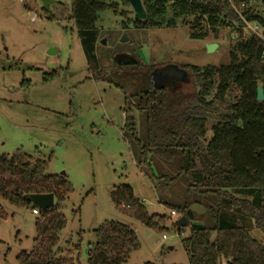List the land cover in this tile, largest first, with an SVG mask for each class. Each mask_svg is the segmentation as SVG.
<instances>
[{
    "label": "rangeland",
    "instance_id": "obj_1",
    "mask_svg": "<svg viewBox=\"0 0 264 264\" xmlns=\"http://www.w3.org/2000/svg\"><path fill=\"white\" fill-rule=\"evenodd\" d=\"M52 1L46 10L38 0H0V158L20 154L48 161L45 176L64 177L70 183L72 193L60 204L54 201L58 207L50 212L53 218L61 214L66 220L53 249L60 252L58 258L88 264L85 250L94 241L93 231L116 222L129 226L139 244L123 264H188L181 241L189 237L190 226L178 228L176 221L182 215L171 216L169 209L158 204L154 169L147 166L156 162L138 167L125 134V97L136 81L116 74L122 68L116 59L131 54L142 71L167 65L218 68L229 62L230 46L239 38L237 26L220 28L217 37L208 30L206 37L195 38L191 23L183 26L177 19L175 26H167L174 18L168 9L159 20L162 27L138 30L131 24L130 5L111 0L117 12L101 13L96 23V56L102 69L94 73L88 69L70 18L71 0ZM250 5L264 15L261 0H251ZM122 21L127 29L122 28ZM124 35L128 41L121 43ZM249 35L243 31L241 36ZM102 40L105 45H100ZM209 44L218 47L208 53ZM105 72L107 77L102 79ZM132 115L140 133L139 114ZM212 124H207V140ZM10 183L8 175L1 177L0 190L5 192ZM125 186L147 217L158 218L163 232L142 224L133 209L115 208L113 193ZM240 198L252 200L244 195ZM0 205L8 215L0 221V264H21L28 253H40L48 235L36 240L39 214H32V204L16 207L0 198ZM233 220L247 225L243 216ZM250 233L264 244L258 230L251 228Z\"/></svg>",
    "mask_w": 264,
    "mask_h": 264
},
{
    "label": "trees",
    "instance_id": "obj_2",
    "mask_svg": "<svg viewBox=\"0 0 264 264\" xmlns=\"http://www.w3.org/2000/svg\"><path fill=\"white\" fill-rule=\"evenodd\" d=\"M109 1L71 0L70 4V18L88 69L94 73L102 69L96 56L99 38L96 23L101 13L117 12V6ZM119 1L129 5L127 0ZM141 2L145 19L131 21L138 30L162 27L159 20L164 19L168 9L174 18L167 26H175L177 19H181L183 26L191 23L196 30L195 38L206 37L208 30L217 37L220 28L237 26L239 38L230 46L228 64L218 68L177 66L187 75V81L182 82L184 89L154 87L151 73L157 67L139 70L140 63L135 57L134 67L127 68V72L124 67L118 68L115 73L136 81L129 95L124 87L119 88L126 95L125 134L138 167L156 162L147 166L150 171L154 169L153 181L160 192L158 204L188 221L189 237L181 241L188 264H264V244L250 233L252 228L264 236V100H256L258 87L264 95V15L254 10L251 0H235L238 13L223 0ZM261 2L264 6V0ZM121 23L123 29L128 28L125 21ZM245 23L256 24L261 37L243 38ZM105 77L106 72L102 79ZM234 91L239 96L234 97ZM132 113L139 114L140 133ZM209 121H213L212 136L207 140ZM48 165V161L29 155H3L0 178L8 175L12 183L5 192L0 190V198L10 205L25 207L30 205L23 199L25 194L52 193L54 201L62 203L72 193V187L64 177L45 176ZM241 195L252 200L240 198ZM112 198L115 208L133 209L142 224L163 232L158 227V218L147 217L142 211L130 187L114 192ZM192 206L205 209L206 214L197 218L190 212ZM32 210L39 213L35 221L36 240L46 235L48 238L43 239L40 253H28L20 263L73 264L69 259L58 258L60 252H53L57 234L66 224L64 216L59 213L53 218L51 208L41 211L32 205ZM237 215L243 216L247 225L236 224L233 219ZM7 218L0 205V221ZM93 233L94 241L85 250L88 264H123L139 248L136 234L124 224L105 223ZM79 244L78 247L81 241Z\"/></svg>",
    "mask_w": 264,
    "mask_h": 264
},
{
    "label": "water",
    "instance_id": "obj_3",
    "mask_svg": "<svg viewBox=\"0 0 264 264\" xmlns=\"http://www.w3.org/2000/svg\"><path fill=\"white\" fill-rule=\"evenodd\" d=\"M42 4L44 9H48V6L53 4L52 0H38ZM128 4L130 5L134 15V20H144L146 17L144 8L142 6L141 0H127ZM128 40L124 35L120 42L126 43ZM101 45H105V41H100ZM218 46L216 44H209L206 47L208 53L214 52ZM121 58L116 59V63L120 66L122 65ZM133 60V58L131 59ZM135 61L133 60L131 64H134ZM152 81L154 83V87H159V83H156L157 80H162L160 83H166L165 81L167 78L173 79L171 82H185L187 81V75L184 71L179 69L176 65H168L161 68H156L151 73ZM165 79V80H164ZM256 100L258 102H262L264 100L263 91L260 87L256 89ZM23 199L26 200L28 203L35 205L41 211H46L53 207L54 205V196L52 193H29L23 196ZM190 212L194 213L196 217H201L206 214V210L197 206H192L190 208ZM176 226L178 228H183L188 226V221L186 217L182 216L176 221Z\"/></svg>",
    "mask_w": 264,
    "mask_h": 264
},
{
    "label": "flooded vegetation",
    "instance_id": "obj_4",
    "mask_svg": "<svg viewBox=\"0 0 264 264\" xmlns=\"http://www.w3.org/2000/svg\"><path fill=\"white\" fill-rule=\"evenodd\" d=\"M123 58H122V60L120 59V61H121V63H122V65H120V67L122 66V67H124V68H130V67H134L135 65V63L134 64H131V62L133 61V60H131L132 58H133V55H131V54H125V55H123L122 56ZM168 66V65H167ZM165 80V79H164ZM173 79H166L165 81H167L166 83H160L162 80H157V82L156 83H159L158 85L159 86H169V87H171V89H184V87H183V85H182V82H176L175 81V83H172L171 81H172ZM151 83H152V85L154 86V83H153V81H152V77H151Z\"/></svg>",
    "mask_w": 264,
    "mask_h": 264
},
{
    "label": "built area",
    "instance_id": "obj_5",
    "mask_svg": "<svg viewBox=\"0 0 264 264\" xmlns=\"http://www.w3.org/2000/svg\"><path fill=\"white\" fill-rule=\"evenodd\" d=\"M223 2H225L227 5H229L233 10H235L238 13V9L236 7L235 4V0H223ZM259 27L256 24H249V23H245V27L243 28V31L245 32H249L251 35H256L261 37V32L259 33ZM263 62H264V55L262 57ZM32 214L34 215H38V210H32ZM170 215L171 216H175L176 213L174 211H170ZM166 237L163 236V239H165Z\"/></svg>",
    "mask_w": 264,
    "mask_h": 264
}]
</instances>
